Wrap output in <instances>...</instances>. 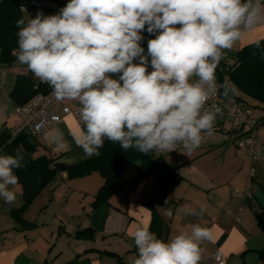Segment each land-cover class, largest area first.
Instances as JSON below:
<instances>
[{
  "label": "clouds",
  "instance_id": "9594fccd",
  "mask_svg": "<svg viewBox=\"0 0 264 264\" xmlns=\"http://www.w3.org/2000/svg\"><path fill=\"white\" fill-rule=\"evenodd\" d=\"M260 24L264 0H68L57 14L18 19L14 54L57 100L78 101L83 127L74 141L85 158L99 155L106 139L145 155L177 145L190 154L213 134L216 112L205 105L217 94L225 51ZM145 31L154 36L147 54ZM220 87L225 97L236 92L229 80ZM23 160L0 155L6 203L16 199ZM130 235L133 264H199L211 229L193 224L164 241L142 225Z\"/></svg>",
  "mask_w": 264,
  "mask_h": 264
},
{
  "label": "crops",
  "instance_id": "0c3cea01",
  "mask_svg": "<svg viewBox=\"0 0 264 264\" xmlns=\"http://www.w3.org/2000/svg\"><path fill=\"white\" fill-rule=\"evenodd\" d=\"M37 13L30 11L31 17ZM143 37L153 38L146 31ZM261 40H264V24L226 50L224 57L234 60L240 48ZM142 44L147 48V42ZM148 70L151 71L150 66ZM28 72L27 66L17 58L0 63V129L6 127L12 131L20 123L14 112L17 104L10 92L17 76ZM74 103L65 99L55 110L60 112L62 105ZM250 110L260 120L258 132L264 140V109ZM82 127L71 114L65 115L38 138L41 145L35 155L46 152L65 165L89 159L74 141ZM239 136L223 120L190 154L182 145L171 152L155 151L181 176L165 197L155 194L154 175L130 183L137 166V162H131L117 177L119 188L107 203L92 206L103 184V177L97 172L72 179L60 172L15 216L13 211L23 203L18 182L12 189L16 193L13 203L0 198V264H133L138 250L130 234L138 226L148 225L159 239L168 241L180 232H190L193 224L211 229V238L201 243L199 264L208 261L217 249L226 255V264H264L258 253L264 249V229L253 212L257 201L254 199L251 207L244 203L242 206L243 201L232 193L251 181L252 186L258 184L264 189V156L256 163L250 180V161L237 146ZM202 204L206 211L200 214ZM189 208L196 214H186ZM169 209L171 216L167 215ZM83 229H88V235L78 234Z\"/></svg>",
  "mask_w": 264,
  "mask_h": 264
},
{
  "label": "trees",
  "instance_id": "16d2710c",
  "mask_svg": "<svg viewBox=\"0 0 264 264\" xmlns=\"http://www.w3.org/2000/svg\"><path fill=\"white\" fill-rule=\"evenodd\" d=\"M21 18L25 19L15 0H0V63H10L17 58L14 54L18 50L16 21ZM146 35L154 38L147 32ZM225 80H229L236 88L235 94L228 97L223 95L221 89L225 100L237 102L243 108L264 109V40L240 48L234 60L223 57L216 69V81L222 85ZM50 89L47 83L35 78L29 70L27 74L17 76L10 96L17 105H21L36 93ZM11 133L6 127L0 129V155L15 156L19 153L24 157V166L15 170L23 195L22 205L13 211L15 216L60 172L66 173L68 179L83 177L92 172L103 177V184L92 202L93 208L108 202L109 197L119 188L117 177L132 161H137V166L130 183L133 185L148 175H154L153 189L161 197H165L168 189L181 179L176 169L161 155L155 154V151L146 155L132 149L124 151L118 143L106 139L104 146L99 149V155L65 165L58 162L56 156L46 152L35 155L41 145L37 137L29 135L13 143ZM261 215L264 217V212ZM78 234L88 235V229ZM258 253L264 260V249Z\"/></svg>",
  "mask_w": 264,
  "mask_h": 264
},
{
  "label": "built area",
  "instance_id": "2783aa9c",
  "mask_svg": "<svg viewBox=\"0 0 264 264\" xmlns=\"http://www.w3.org/2000/svg\"><path fill=\"white\" fill-rule=\"evenodd\" d=\"M19 11L25 12L27 7H39L50 10L54 14L63 8L68 0H15ZM220 83L217 82V94L210 97L205 108L216 112L214 126H221L223 120H227L232 130L238 131L240 136L237 146L243 149L245 156L250 161L248 176L250 180L256 170V163L264 156V140L261 139L258 127L260 120L256 118L249 108H243L237 102H227L221 95ZM63 100H57L52 94V89L47 92H38L21 105H15L14 112L19 117V125L12 130L14 139L25 128H28L31 135L39 138L52 125L59 123L67 114H71L80 125L83 122L80 118V105L74 100V104L62 105L61 111L56 112V106ZM219 109L217 112L216 110ZM252 181L242 189H234L233 195L242 201L250 193ZM243 206V202L241 204ZM226 255L219 249L215 250L208 261L204 264H226Z\"/></svg>",
  "mask_w": 264,
  "mask_h": 264
},
{
  "label": "water",
  "instance_id": "95a60500",
  "mask_svg": "<svg viewBox=\"0 0 264 264\" xmlns=\"http://www.w3.org/2000/svg\"><path fill=\"white\" fill-rule=\"evenodd\" d=\"M148 40L149 38H143L141 43L147 42ZM29 135H31L30 130L25 128L12 140V142L16 143ZM254 199L257 201L258 206L253 209V212L257 215V219L261 228L264 229V217L261 215V213L264 212V189H262L258 184H254L252 186L250 193L244 197L243 203L245 206L251 207L253 205Z\"/></svg>",
  "mask_w": 264,
  "mask_h": 264
},
{
  "label": "rangeland",
  "instance_id": "374dc122",
  "mask_svg": "<svg viewBox=\"0 0 264 264\" xmlns=\"http://www.w3.org/2000/svg\"><path fill=\"white\" fill-rule=\"evenodd\" d=\"M30 11H35V12H47V14H52L51 11H50V10H47V9H43V8H39V7H27V8H26V11L23 12V15H24V17H25L26 19H30V18H31ZM32 18H35V17H32ZM141 46L144 47L143 44H142ZM144 49H145V54H146V53H147V50H146L147 48L144 47ZM149 60H150V58H149ZM133 162H135V164H136L137 161H132V163H133ZM56 176H58V175L56 174L53 178H57ZM53 178H52V179H53Z\"/></svg>",
  "mask_w": 264,
  "mask_h": 264
}]
</instances>
